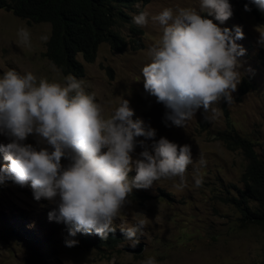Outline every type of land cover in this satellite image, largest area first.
<instances>
[{
	"label": "rangeland",
	"instance_id": "1",
	"mask_svg": "<svg viewBox=\"0 0 264 264\" xmlns=\"http://www.w3.org/2000/svg\"><path fill=\"white\" fill-rule=\"evenodd\" d=\"M138 3L139 8L135 3L125 12L131 16L141 11L149 13V22L139 34L143 46L116 51L109 43H101L94 61L86 62L77 55L84 65V75L76 78L83 82L86 92L96 94L105 114L118 106L120 97L127 99L134 111L132 119L142 120L146 127L156 130L154 139L136 138L138 142L143 140L153 154V144L161 137L178 145H191L193 164L188 166L187 186L177 190L173 184L178 178H174L161 179L148 189H133L130 203L112 225L122 238L113 247H98L92 243L80 245L85 236L92 240L99 237L94 231L70 236L73 226L58 219L54 201L35 199L30 181L21 186L7 179L0 183V264H142L148 257H155L157 264H262L264 233L254 225H244L240 208L230 199L237 197V189L243 187L240 177L247 160L240 146L228 147L217 134L231 125L250 141L259 156L264 155V43L260 41L264 27L240 6L239 0H229L232 16L223 23L206 16L222 29H231L233 35L236 26L242 29L243 39L236 40L246 50L238 57L242 78L232 93L234 102L222 100L216 105L219 116L212 118L211 112L200 108L185 127H176L166 121L169 110L165 105L144 89L141 70L151 60L148 49L162 34L152 17L165 7L198 9L200 0ZM21 27L31 33L30 48L18 43ZM114 29L129 39L126 23H116ZM45 35H50L49 23L29 22L0 9V76L15 69L20 73L31 71L38 79L64 83L69 74H63L44 56L46 42L40 37ZM10 142L6 134L0 133V167L9 163L4 159L7 153L3 146ZM24 143L43 146L34 135ZM142 150L137 144L133 158ZM201 155L206 160L204 167L198 163ZM61 163L66 166L69 161L62 159ZM135 174L133 165L129 176ZM197 176L203 179L200 187L195 186ZM140 219L146 220V226L137 233L143 249L134 254L124 250L130 241L121 229ZM73 239L78 243L66 246L65 242Z\"/></svg>",
	"mask_w": 264,
	"mask_h": 264
},
{
	"label": "clouds",
	"instance_id": "2",
	"mask_svg": "<svg viewBox=\"0 0 264 264\" xmlns=\"http://www.w3.org/2000/svg\"><path fill=\"white\" fill-rule=\"evenodd\" d=\"M250 3L264 12V0ZM136 7H140L138 2ZM244 10L251 8L245 4ZM128 15L139 27L149 22L147 11ZM206 16H214L220 23L228 20L232 16L229 0H200L198 9L165 7L152 17L162 34L148 49L151 60L141 70L144 89L165 105L169 110L165 119L176 127H185L200 108L211 112L212 118L219 116L216 105L222 100L234 102L232 93L242 78L238 57L246 50L236 43L243 39L242 29L236 26L233 35L231 29H222ZM17 36L20 45L32 46L27 27L19 28ZM48 38L40 37L44 42ZM260 41L264 43V32H260ZM133 115L129 101L122 97L105 114L96 94L86 92L83 82L71 74L60 83L38 79L31 71L7 70L0 76V133L11 142L3 146L9 163L0 167V183L11 179L23 186L30 181L35 199L54 201L58 219L73 226L70 236L94 231L106 239L115 230L113 221L130 203L133 189H148L161 179L178 178L173 187L183 190L188 166L193 164L191 145H178L164 137L154 142V154L150 152L136 138L154 139L156 130L142 120L134 121ZM29 135L43 146L24 143ZM137 144L143 150L134 159ZM62 159L69 163L62 165ZM198 163L206 166L202 155ZM133 165L136 174L130 177ZM194 180L196 187L202 186V177ZM145 226L146 220L140 219L121 229L131 247L139 244L137 233ZM65 243L73 247L78 241ZM142 264L157 261L148 257Z\"/></svg>",
	"mask_w": 264,
	"mask_h": 264
},
{
	"label": "trees",
	"instance_id": "3",
	"mask_svg": "<svg viewBox=\"0 0 264 264\" xmlns=\"http://www.w3.org/2000/svg\"><path fill=\"white\" fill-rule=\"evenodd\" d=\"M150 0H0V8L10 10L15 16L30 22H48L50 35L46 42V56L59 70L75 77L84 75V66L77 59L81 54L86 62H92L101 43L107 42L113 50L120 51L129 46L138 49L143 46L139 34L142 28L135 25L124 9L137 2ZM244 8L248 4L256 21L264 27V12L250 0H239ZM120 21V22H118ZM129 23V39L114 29L116 23ZM264 57V52L262 53ZM233 127L218 132L228 147L233 144L243 149L247 164L240 181L242 188L237 189L234 200L241 210V221L251 224L264 233V155H258L250 141L241 136ZM122 237L116 230L109 232L107 238L85 236L80 245L89 243L98 247L111 246ZM44 245V244H43ZM264 264V259L262 261Z\"/></svg>",
	"mask_w": 264,
	"mask_h": 264
},
{
	"label": "water",
	"instance_id": "4",
	"mask_svg": "<svg viewBox=\"0 0 264 264\" xmlns=\"http://www.w3.org/2000/svg\"><path fill=\"white\" fill-rule=\"evenodd\" d=\"M124 249L128 252H132V253H135V254H138L142 251L143 249V244H138L135 248L131 247V245H125L124 246Z\"/></svg>",
	"mask_w": 264,
	"mask_h": 264
}]
</instances>
